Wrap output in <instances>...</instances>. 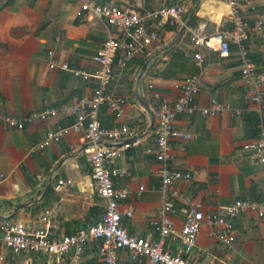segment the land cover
<instances>
[{
  "label": "crops",
  "instance_id": "1",
  "mask_svg": "<svg viewBox=\"0 0 264 264\" xmlns=\"http://www.w3.org/2000/svg\"><path fill=\"white\" fill-rule=\"evenodd\" d=\"M4 1L0 0V5ZM110 1H127L138 9L154 10L174 0ZM239 1L244 5L242 13L250 27L256 20H264V0ZM79 5L80 0H11L0 7V113L26 115L44 106L73 103L90 93L87 82L68 71L48 67L47 53L53 50L57 58L71 67L96 68L93 56L107 37V25L100 19L78 15ZM229 12L226 0H200L192 5L185 20L188 26L200 27L209 34L231 27ZM167 26L174 29L168 30ZM180 27L164 25L159 40L149 47L145 57L134 59L126 68L114 67L109 92L123 97L124 114L116 118L106 104L108 107L99 115L102 125L126 124L135 134L129 139L134 145L117 161L129 172L117 180V186L130 191L121 207L133 208V216L123 221L132 235L149 233L148 219L161 202V197L155 202L144 196L157 192L158 185L159 164L146 152L154 138L151 108L177 98L178 84L188 75L201 77L197 99L202 105L215 96L239 109L240 114L225 111L213 117L177 116L175 128L190 137L171 140V165L193 175L192 181L181 182L178 188L184 196L200 202L205 212L237 198L264 199V164L243 147L257 137L264 109L261 114L258 112L241 80L236 46L230 44L227 57L218 52H202L204 59L198 63L193 58L188 33L185 28L178 33ZM245 45L264 89L263 32L251 29ZM144 64L147 65L137 80ZM71 122L69 114H59L37 120L22 130L0 128V221L11 217L35 229L44 224L45 218L56 234H68L99 218L102 200L94 194L80 134L71 131L41 151L28 152L47 130ZM66 177L73 183L56 189V180ZM139 185L144 186L140 192ZM181 203L177 201L178 205ZM173 221L178 231L182 215L175 213ZM260 251L264 254V218L242 212L236 219L230 247L210 236L208 225H203L193 254L199 264H240L243 254ZM120 255L123 261L127 259L125 251ZM81 264H101L92 247L86 249Z\"/></svg>",
  "mask_w": 264,
  "mask_h": 264
},
{
  "label": "built area",
  "instance_id": "2",
  "mask_svg": "<svg viewBox=\"0 0 264 264\" xmlns=\"http://www.w3.org/2000/svg\"><path fill=\"white\" fill-rule=\"evenodd\" d=\"M200 0H174L157 9H138L127 1L120 4L110 0H80L78 15H86L104 21L107 37L93 56L96 68L71 67L60 60L53 50L48 51V67L70 72L90 85V93L73 103L61 102L58 105L44 106L26 115L0 113V128L22 130L37 120H46L59 114H69V125L47 130L43 139L28 152L41 151L45 146L59 142L73 131L80 134L82 152L90 168L94 194L102 200L99 218L85 227L71 233L56 234L51 224L44 219L41 227L30 229L25 224L4 217L0 221V249L13 254H47L57 264H81L88 246L101 264H199L194 257L197 239L203 225H208L209 235L230 247L234 241V228L242 212H251L264 218V199L237 198L233 202L218 206L214 211L205 212L202 204L191 196H184L178 184L193 180L188 170L173 167V138H188L189 134L174 126L177 116L213 117L221 112L240 114L239 109L231 108L213 96L202 105L197 95L200 75L185 76L179 82V94L170 101H161L151 108L154 138L146 152L152 154L159 164L156 171L157 191L161 202L154 215L148 219L150 231L147 235H132L123 221L133 216L131 206L122 208L121 203L130 196L127 187H118L117 180L129 175L118 166L117 161L124 152L134 145L130 141L135 134L126 124L115 123L104 126L99 120V108L108 104L116 118L124 114L122 96L109 92L114 78V67L126 68L134 59L145 57L149 47L159 40V32L166 24H178L185 28L198 63L204 59L203 53L218 52L222 57L230 54V44H235L240 65V77L247 88L249 98L264 109V89L262 77L256 72V65L248 55L246 41L250 30L264 34V20L258 19L250 27L243 15L244 5L239 0H226L230 12V28H220L206 34L200 27L188 26L186 16L193 4ZM257 137L243 144L252 158L264 164V121L260 118ZM66 161V160H64ZM64 167L67 168L68 165ZM69 177L58 178L55 188L71 185ZM144 189L139 185L138 191ZM177 201L182 202L180 205ZM182 215V224L175 230L173 216ZM172 240L176 243L173 245ZM125 251L127 259L120 253ZM2 256L0 255V259Z\"/></svg>",
  "mask_w": 264,
  "mask_h": 264
},
{
  "label": "rangeland",
  "instance_id": "3",
  "mask_svg": "<svg viewBox=\"0 0 264 264\" xmlns=\"http://www.w3.org/2000/svg\"><path fill=\"white\" fill-rule=\"evenodd\" d=\"M105 106L108 107L106 104H104L99 108V115H100V111L106 108ZM111 118H113L112 115ZM144 196H149V199L151 200L153 199L155 202H158V200H160V194L158 191L149 193L148 195H144ZM14 217L17 218V216ZM9 218L11 220H15L11 217ZM0 253L3 255V260L0 262V264H46L48 263V261L49 263L53 262L54 264H57L55 260H53V258H50L47 254H40L39 256L34 254L38 258H35L32 255L31 256L28 255L33 253H27L26 255L18 254L19 256H15L11 251L5 248L0 249ZM242 256H244V259L240 258V264H264V254H262L261 251L259 253L250 254L248 256L243 254Z\"/></svg>",
  "mask_w": 264,
  "mask_h": 264
},
{
  "label": "trees",
  "instance_id": "4",
  "mask_svg": "<svg viewBox=\"0 0 264 264\" xmlns=\"http://www.w3.org/2000/svg\"><path fill=\"white\" fill-rule=\"evenodd\" d=\"M11 0H5L1 5H0V7L1 6H3V5H5V4H7V3H9ZM167 29L168 30H173L174 29V26H167ZM173 59V58H172ZM172 59H171V61H172ZM144 63V61H142L141 62V64H143Z\"/></svg>",
  "mask_w": 264,
  "mask_h": 264
},
{
  "label": "water",
  "instance_id": "5",
  "mask_svg": "<svg viewBox=\"0 0 264 264\" xmlns=\"http://www.w3.org/2000/svg\"><path fill=\"white\" fill-rule=\"evenodd\" d=\"M182 30H183V27H181V28H180V30H179V32H178V33H180ZM146 65H147V64H144V65H143L142 72H141V74H139V76H138V79H137V80H139V79H140V77H141V75H142V73H143V71H144V69H145Z\"/></svg>",
  "mask_w": 264,
  "mask_h": 264
}]
</instances>
